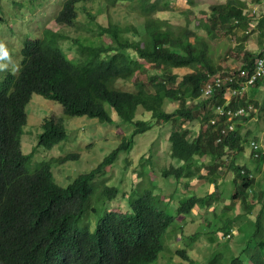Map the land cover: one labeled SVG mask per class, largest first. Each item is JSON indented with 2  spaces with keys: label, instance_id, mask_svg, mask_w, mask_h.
I'll return each mask as SVG.
<instances>
[{
  "label": "trees",
  "instance_id": "obj_1",
  "mask_svg": "<svg viewBox=\"0 0 264 264\" xmlns=\"http://www.w3.org/2000/svg\"><path fill=\"white\" fill-rule=\"evenodd\" d=\"M23 1L25 10L32 12L34 6L27 5L31 0ZM88 1L64 0L54 16L58 26L78 28L74 35L41 26L39 35L32 29L24 34L18 30L17 45L0 41L7 51V56L0 55V64L5 65L0 68V264H159L166 250L164 236L176 219L184 222L181 229L185 231L186 225L194 224L185 218L192 210L201 213L219 199L220 170L232 175L235 188L228 205L231 211L218 213L214 208L212 212V221L220 218L211 221L216 227L212 233L222 232L220 245L227 250L220 249L208 264H264V188L255 177L264 166V98L246 97L250 87L252 93L264 87V73L248 85L256 58L264 55V16L256 26L260 48H245L241 41L236 49L241 66L221 71L218 58L225 54L216 51L213 41L236 30L243 31L242 40L248 38L252 19L245 12V1L212 4L210 12L195 18L191 28L189 19L176 26L161 17L172 12V0H108L111 6L128 2L142 19L143 33L129 23L119 24L107 13L104 23L95 22L89 11H81ZM2 9L0 5L1 15ZM189 14L190 9L180 16ZM81 15L89 19L83 21ZM0 22L7 21L0 17ZM216 73L223 78L221 85L205 97L206 81ZM119 81L132 83L133 89L118 86ZM34 94L63 109L60 116L51 113L33 126L36 129L28 133L35 135L34 145L25 152L26 105ZM167 102H177L178 107L167 111ZM218 107L242 112L229 119ZM83 116L100 124H130L134 129L94 169L62 187L55 181L52 165L77 159L80 153L36 161L34 167L32 158L39 148L51 150L66 141L65 120ZM252 117L257 131L243 132L241 122ZM192 121L198 128L195 135L185 126ZM171 122L169 156L179 163L163 168L160 177L179 184L188 195L180 192L175 213L167 212L168 199L153 190L159 176L152 169L146 173L141 162L137 184L125 194V210L108 212L107 203L123 194L119 185L99 178L115 167L120 152L133 148L135 136ZM249 159L255 161L254 168ZM29 168L37 169L31 173ZM141 178L145 181L139 185ZM194 180L216 189L199 196ZM89 217L94 219L92 229ZM236 234L248 236L243 243H234ZM187 251L177 254L193 264L192 249ZM167 259L177 264L175 257Z\"/></svg>",
  "mask_w": 264,
  "mask_h": 264
},
{
  "label": "rangeland",
  "instance_id": "obj_2",
  "mask_svg": "<svg viewBox=\"0 0 264 264\" xmlns=\"http://www.w3.org/2000/svg\"><path fill=\"white\" fill-rule=\"evenodd\" d=\"M17 2L16 6L10 5L8 0H0L1 8H3V15L0 17L5 19L7 22H0V41L6 43H12L17 45V31L19 30L22 34L30 32L31 29L39 35L41 26L43 28H52L54 30H61L70 32L71 35L76 34L79 30L73 27H60L54 22V16L61 8V4L64 0H31V3H27L28 6H34L33 11L25 10L23 0H14ZM228 0H193V3H188L187 0H172L171 11L164 13L163 16L166 19H170L171 23L176 26H183L187 19L191 20V28L194 27L195 18L202 17L210 12V6L217 3H226ZM247 6L245 12L251 17L252 23L249 27L250 34L246 40H242L241 36L243 31L236 30L234 34L228 35L213 41V45L216 51L225 54L222 58H218L223 67L221 71L232 68H239L241 66V56L236 54V49L239 43L242 41L245 48L257 49L259 46V30L256 27L258 20L264 16V0H243ZM128 5V2L118 1L117 6L109 5L108 0H89L81 6V11L86 14L87 11L94 16L95 22L104 23V14H108L110 18L119 24L134 25L140 33L144 32L143 22L141 17L137 15ZM84 9V10H82ZM191 10L192 14L180 16L183 11ZM21 15L24 23H21ZM139 16V17H138ZM81 20L86 21L87 16L81 15ZM23 22V21H22ZM16 31L10 29L9 25ZM255 30H252L255 28ZM15 32V33H13ZM82 32L90 33L91 31L82 30ZM199 32H204L199 30ZM62 47L65 49L67 42L62 41ZM68 52V50H66ZM72 51V49H70ZM13 56V61L16 62V55ZM68 56L71 57V53L68 52ZM186 72V70H184ZM219 73H216L218 75ZM118 86L132 90V83H126L119 81ZM253 87H250L246 93V97L257 99L262 101L264 98V87L258 88L257 92H253ZM192 105V104H191ZM178 107L177 102H167L166 110L173 111ZM62 106L51 99H47L41 95L34 94L26 105L27 111V123L24 127L22 137V149L23 151H30L34 145L35 135L28 133L34 131L36 127L34 125L45 116L54 113L59 116L62 114ZM108 111L112 115V118L117 120L115 112L108 106ZM256 118L252 117L250 121L241 122L243 132L247 131L248 128L257 131L255 128ZM67 128V139L61 142L59 145L51 150L39 148L35 152L33 159V167L38 162H48L54 159H60L69 153H80V157L74 160H69L63 163L57 161L52 165V172L55 181L62 187L68 186L77 176L85 174L94 169L111 151L117 148L118 144L124 139L131 137L133 132V126L130 124H100L97 119L89 117H72L65 120L64 123ZM173 122L168 123L162 127H155L148 132L135 136L134 146L129 152H120L115 167L108 171L104 176L99 178L104 180L108 184L119 185L121 188L120 195L117 200H113L107 203L105 209L109 212L111 210H125V197L126 193L137 184V170L141 162L145 163L143 170L147 173L151 169L154 171L159 178L156 179L158 185L157 188L153 189L155 193L160 194L166 201V211L174 214L177 208V201L183 193V190L179 184H174L172 181L161 178L160 172L163 168H167L170 165L176 166L179 161L172 159L169 156L170 153V141L169 136L172 131ZM186 127L191 129L192 134L198 131L196 122L192 121L185 124ZM38 129V127H37ZM261 145L264 147V139L261 141ZM201 160H206L202 158ZM127 163V164H126ZM249 166L254 168L256 165L252 159L248 160ZM40 167V166H39ZM38 167V168H39ZM37 169V168H36ZM36 169L29 168V172H34ZM203 173L206 174V169H203ZM144 175H146L144 173ZM259 178L260 188H264V166L255 176ZM145 178H141L138 182L140 185ZM195 194L199 196H205L208 193L214 192L216 187L211 184L207 186V182L193 181ZM257 184L255 183L256 189ZM235 188V183L232 179V175L220 170L217 172V189L220 193L219 199L213 207L208 210H203L200 213L199 209H194L191 215L186 216V222H193L194 224L186 225L187 229L182 230L181 226L184 222L176 219V222L169 228L168 233L164 236V244L166 247L165 252L160 255V260L163 263L159 264H173L168 257H175L174 260L177 264H187L184 259L177 254L178 250H190L194 256L193 264H208L209 260L221 252L222 236L220 231L212 233L216 228L215 225L211 226L212 223V212L214 208L217 209L218 213L222 210L231 211L230 204L231 195ZM253 195V192H250ZM256 197V196H254ZM90 228L94 227V219L89 217ZM220 221L219 217H214L213 221ZM212 221V222H213ZM237 233V232H236ZM170 234V238H169ZM248 235L236 234L233 242L243 243V239ZM225 240V239H224ZM230 246V245H229ZM227 250V247L222 249ZM233 250V248H232ZM231 250V251H232ZM189 251H187L188 254ZM233 252H237L233 250ZM166 255L164 257L163 255ZM165 261V262H164ZM168 262V263H167ZM249 262V261H248ZM247 264H250L248 263ZM155 263V262H154ZM153 263V264H154Z\"/></svg>",
  "mask_w": 264,
  "mask_h": 264
},
{
  "label": "built area",
  "instance_id": "obj_3",
  "mask_svg": "<svg viewBox=\"0 0 264 264\" xmlns=\"http://www.w3.org/2000/svg\"><path fill=\"white\" fill-rule=\"evenodd\" d=\"M242 73H245V71L242 70ZM262 73H264V55L263 56H258L256 58L255 69L252 72L251 77H249L248 85L252 84L259 77V75L262 74ZM213 78L214 79L211 80V81H206V84L204 86V95H205V97H210L214 93L215 87L216 86L217 87L220 86L221 82L223 80V78L221 77L220 74H218V75L215 74L213 76ZM218 109H219L220 113H222L223 115H228L229 119L231 117L235 116L236 114L242 112V109H239L237 111H232V110H226L225 111L224 109H222L220 107H218ZM227 127L232 129L233 125L229 124Z\"/></svg>",
  "mask_w": 264,
  "mask_h": 264
},
{
  "label": "clouds",
  "instance_id": "obj_4",
  "mask_svg": "<svg viewBox=\"0 0 264 264\" xmlns=\"http://www.w3.org/2000/svg\"><path fill=\"white\" fill-rule=\"evenodd\" d=\"M0 55L7 56V51L4 49L3 43H0ZM4 66V64H0V68H3Z\"/></svg>",
  "mask_w": 264,
  "mask_h": 264
}]
</instances>
